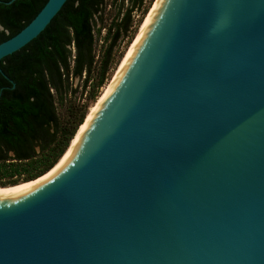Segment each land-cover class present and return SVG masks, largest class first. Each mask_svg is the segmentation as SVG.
<instances>
[{
	"label": "water",
	"instance_id": "95a60500",
	"mask_svg": "<svg viewBox=\"0 0 264 264\" xmlns=\"http://www.w3.org/2000/svg\"><path fill=\"white\" fill-rule=\"evenodd\" d=\"M82 122L0 188V264H264V0H154Z\"/></svg>",
	"mask_w": 264,
	"mask_h": 264
},
{
	"label": "trees",
	"instance_id": "16d2710c",
	"mask_svg": "<svg viewBox=\"0 0 264 264\" xmlns=\"http://www.w3.org/2000/svg\"><path fill=\"white\" fill-rule=\"evenodd\" d=\"M46 1L0 0V42L23 28ZM115 5L103 23L105 9ZM150 7L146 0H66L35 38L0 59V187L36 179L57 163L121 62L124 54L109 78L115 47L126 38L132 43ZM74 79L93 103L70 106L60 120L56 105L76 91Z\"/></svg>",
	"mask_w": 264,
	"mask_h": 264
},
{
	"label": "rangeland",
	"instance_id": "374dc122",
	"mask_svg": "<svg viewBox=\"0 0 264 264\" xmlns=\"http://www.w3.org/2000/svg\"><path fill=\"white\" fill-rule=\"evenodd\" d=\"M153 1L154 0H146V4L148 5L149 4V7H150V5L153 3ZM116 8H117V6L115 5V6H113L111 9H109V7L108 8H106L105 9V13H104V16H103V23H108L109 22V20H110V18L114 15V13L116 12ZM151 8V7H150ZM148 10H150L149 8H148ZM147 10V11H148ZM134 18L135 19H137L139 16H140V14H139V12L138 11H135L134 13ZM145 19V18H144ZM98 27V25H96L95 26V28H97ZM103 33H104V29H102L101 30V33H100V37L103 35ZM135 36V35H134ZM99 37V38H100ZM127 43V38L126 39H124V40H122V41H120L119 43H118V45L115 47V51H114V58H113V63H112V65H111V68H110V70H109V73H110V76H109V78H111V76H112V74H113V72H114V70H115V68H116V64H117V60L118 59H120V57L122 56V54H124L125 55V53L127 52V50H128V48H129V46L126 44ZM100 41H98V45H97V49H99V46H100ZM118 68V67H117ZM108 78V79H109ZM107 79V80H108ZM110 81V80H109ZM108 81V82H109ZM77 82H78V80L77 79H74V81H73V86L74 87H76V91H72V92H70L66 97H65V99H63L61 102H58L57 103V105H56V107H57V112H58V115H59V117H60V120H63V119H65L66 118V116H67V114H68V109H69V107L70 106H74L75 108H80L81 107V105L82 104H88L89 106L93 103V101L92 100H89L88 98H86V90H84L81 86H78L77 87ZM107 82V81H106ZM108 82H107V84H108ZM106 84V85H107ZM106 85L103 87H101L100 89H99V91H98V95H99V93L101 92V94L103 93V91L105 90V88H106ZM101 96V95H100ZM98 100V99H97ZM96 103V102H95ZM95 103L94 104H92V106H91V109L93 108V106L95 105ZM88 106V107H89ZM90 109V110H91ZM89 113V112H88Z\"/></svg>",
	"mask_w": 264,
	"mask_h": 264
},
{
	"label": "bare ground",
	"instance_id": "6f19581e",
	"mask_svg": "<svg viewBox=\"0 0 264 264\" xmlns=\"http://www.w3.org/2000/svg\"><path fill=\"white\" fill-rule=\"evenodd\" d=\"M145 17H146V16H145ZM143 21H144V20H143ZM141 25H142V24H141ZM123 57H124V56H123ZM122 59H123V58H122ZM121 61H122V60H121ZM118 66H119V65H118ZM116 70H117V69H116ZM112 77H113V76H112ZM110 80H111V79H110ZM109 82H110V81H109ZM109 82H108V83H109ZM107 85H108V84H107ZM107 85H106V87H107ZM98 99H99V98H98ZM96 102H97V101H96ZM90 111H91V110H90ZM90 111H89V112H90ZM88 114H89V113H88ZM88 114H87V115H88ZM87 115H86V117H87ZM80 126H81V125H80ZM80 126H79V127H80ZM78 129H79V128H78ZM54 166H55V165H54ZM54 166H53V167H54ZM53 167H52V168H53ZM52 168H51V169H52ZM51 169H50V170H51ZM46 173H47V172H46ZM46 173H45V174H46ZM43 175H44V174H43ZM43 175H42V176H43ZM42 176H40V177H42ZM40 177H38V178H40ZM38 178H36V179H38ZM36 179H33V180H31V181H35ZM31 181H28V182H31ZM28 182H26V183H28ZM21 184H24V183H21ZM18 185H20V184H18ZM14 186H16V185H14ZM8 187H10V186H8ZM0 188H5V187H0Z\"/></svg>",
	"mask_w": 264,
	"mask_h": 264
}]
</instances>
